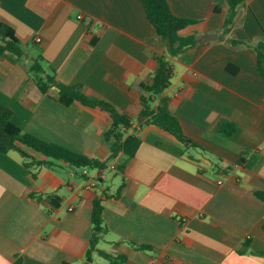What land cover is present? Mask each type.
<instances>
[{
    "label": "crops",
    "instance_id": "crops-1",
    "mask_svg": "<svg viewBox=\"0 0 264 264\" xmlns=\"http://www.w3.org/2000/svg\"><path fill=\"white\" fill-rule=\"evenodd\" d=\"M166 1L176 17L194 21L180 37L221 33L227 0ZM0 23L25 49L21 61L0 56V104L23 133L109 160V114L62 104L54 86L42 93L26 71L41 55L57 83L113 105L140 139L123 170H106L92 191L64 162L26 168L30 160L17 152L0 154V264H84L95 199L107 228L96 248L125 256L123 264H264V200L254 195L264 196V77L253 50L264 42V0H244L222 39L172 60L163 96L196 148L156 126L138 127L139 87L167 56L138 0H0ZM224 124L231 135L220 131ZM88 264L107 260L93 253Z\"/></svg>",
    "mask_w": 264,
    "mask_h": 264
},
{
    "label": "trees",
    "instance_id": "trees-1",
    "mask_svg": "<svg viewBox=\"0 0 264 264\" xmlns=\"http://www.w3.org/2000/svg\"><path fill=\"white\" fill-rule=\"evenodd\" d=\"M138 1L155 34L163 40L167 53L165 58L159 59L158 68L148 81L139 87L140 110L137 116L138 127L141 129L144 126H156L175 137L185 148H196L197 146L186 138L178 119L169 110V99L163 96L172 76V60L186 49L200 42L222 39L228 33L230 26L233 24L236 10L243 4L244 0H227L228 13L220 34L193 35L185 38L179 36L180 31L193 25L194 21L176 17L171 12L166 0ZM214 10L218 11V8ZM227 44L235 49L245 46V44L234 40H228ZM253 50L256 54V70L264 77V42H257L253 46ZM4 53H10L21 61L25 55V49L16 38L14 31L9 26L0 23V56ZM42 62V56L38 55L31 65L26 68L28 73L37 76L36 85L42 93H46L51 86H54L59 90V101L62 104L68 105L72 102H77L90 108H99L109 114L111 129L105 134V138L106 140H112V145L107 162L122 155L123 161L116 165V171L123 170L125 164L135 156L140 145L137 129L127 133L132 128L129 117L119 113L113 105L97 97L89 96L82 90L81 86L68 87L57 83L53 76L43 69ZM227 70L236 72L233 66H227ZM11 117V111L0 104V154H7L11 151L17 152L23 159L30 160L29 163H24L26 168L49 165L51 162L61 161L79 171L84 168L95 169L98 172L107 170V162L87 158L60 145L46 143L32 135L23 133L12 123ZM220 131L226 135H231L233 127L230 124H224L221 126ZM27 152L42 159L35 160V156H31ZM254 195L261 201L264 200L262 194L255 192ZM91 225L92 232L84 264L91 262L93 253L106 259L107 264H123L126 261L125 256H112L96 248L103 235L107 232L102 220V206L99 199H95L92 202ZM131 245L139 251L148 249L146 246Z\"/></svg>",
    "mask_w": 264,
    "mask_h": 264
},
{
    "label": "built area",
    "instance_id": "built-area-1",
    "mask_svg": "<svg viewBox=\"0 0 264 264\" xmlns=\"http://www.w3.org/2000/svg\"><path fill=\"white\" fill-rule=\"evenodd\" d=\"M78 19H81V16H78ZM34 41L35 43H39L41 40L40 38H35ZM107 170L116 171V165L114 163L109 164ZM80 174L84 177L83 189L86 191L94 190L106 178L105 171L98 172L94 170V172H91L90 169L87 168L80 170ZM218 184H221V182H218ZM70 210L71 209H69V211Z\"/></svg>",
    "mask_w": 264,
    "mask_h": 264
},
{
    "label": "rangeland",
    "instance_id": "rangeland-1",
    "mask_svg": "<svg viewBox=\"0 0 264 264\" xmlns=\"http://www.w3.org/2000/svg\"><path fill=\"white\" fill-rule=\"evenodd\" d=\"M106 176H110V173H109V172H108V173H106ZM110 179H112V177H111Z\"/></svg>",
    "mask_w": 264,
    "mask_h": 264
}]
</instances>
